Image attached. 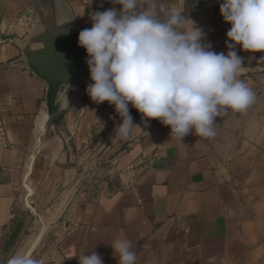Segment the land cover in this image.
Listing matches in <instances>:
<instances>
[{
  "label": "crops",
  "instance_id": "0c3cea01",
  "mask_svg": "<svg viewBox=\"0 0 264 264\" xmlns=\"http://www.w3.org/2000/svg\"><path fill=\"white\" fill-rule=\"evenodd\" d=\"M63 1L81 30L91 28L93 13L121 10L111 0ZM222 2L157 0L179 8L213 51L227 55L231 25ZM34 17L32 0H0V227L26 200L63 194L68 215L56 236L26 250L40 264H78L91 251L103 264H118L111 244L122 238L131 241L136 264H264V72L239 78L255 102L218 117L214 137L191 132L181 142L170 127L137 119L141 129L116 141L106 128L115 106L91 100L90 78L69 90L57 117H48L46 83L6 38L23 40ZM236 51L243 66L264 63V53ZM109 157L103 189L74 198L80 179Z\"/></svg>",
  "mask_w": 264,
  "mask_h": 264
},
{
  "label": "clouds",
  "instance_id": "9594fccd",
  "mask_svg": "<svg viewBox=\"0 0 264 264\" xmlns=\"http://www.w3.org/2000/svg\"><path fill=\"white\" fill-rule=\"evenodd\" d=\"M111 2L121 10L93 13L92 26L80 31L78 45L88 57L92 81L86 88L88 96L97 104L114 105L122 119L116 134L127 137L140 128L133 123L129 105L142 120L170 127L171 138L182 142L191 132L214 137L218 117L229 110L246 112L255 102L254 91L239 79L246 68L236 48L264 53V0L220 4L225 23L231 25L227 55L213 51L204 30L175 5L168 8L157 0ZM258 62H264V56ZM111 247L118 264H136L131 241L116 239ZM78 257V264H103L95 251ZM6 264L40 261L20 250Z\"/></svg>",
  "mask_w": 264,
  "mask_h": 264
},
{
  "label": "water",
  "instance_id": "95a60500",
  "mask_svg": "<svg viewBox=\"0 0 264 264\" xmlns=\"http://www.w3.org/2000/svg\"><path fill=\"white\" fill-rule=\"evenodd\" d=\"M32 5L35 17L29 34L23 40L6 38L18 45L27 68L46 83L47 114L53 119L62 112L69 90L90 78L88 57L86 50L78 45L81 29L75 25L72 12L63 0H32ZM243 67L246 69L239 78L264 72V63Z\"/></svg>",
  "mask_w": 264,
  "mask_h": 264
},
{
  "label": "rangeland",
  "instance_id": "374dc122",
  "mask_svg": "<svg viewBox=\"0 0 264 264\" xmlns=\"http://www.w3.org/2000/svg\"><path fill=\"white\" fill-rule=\"evenodd\" d=\"M130 115L133 117V122L137 119L142 120L141 114L136 110L133 111L132 106L129 105ZM137 113V115L135 114ZM139 114V115H138ZM152 121L155 127H161V123L157 120ZM122 123V119L117 114L114 118H111L106 124L107 131L112 134L116 141L121 137L115 133V129ZM112 157L103 158L95 162L93 168L89 169L84 175L83 179H80L79 186L73 189L76 191L74 198L80 194H89L90 192H97L103 189L105 185V179L102 176V169L106 168L105 165L110 164ZM113 184L108 183L107 187L112 188ZM70 195V194H69ZM63 198L62 195H58L55 198L41 200L35 199L34 201L26 200L22 205L15 209V217L12 219L8 226L0 227V264H6L11 255L17 251H26L29 247L35 246L42 240H52L56 236L57 227H59L68 215V210L62 213V206L69 202L68 198ZM23 221V226L20 231L18 240L7 247L9 238V231L14 221Z\"/></svg>",
  "mask_w": 264,
  "mask_h": 264
},
{
  "label": "trees",
  "instance_id": "16d2710c",
  "mask_svg": "<svg viewBox=\"0 0 264 264\" xmlns=\"http://www.w3.org/2000/svg\"><path fill=\"white\" fill-rule=\"evenodd\" d=\"M22 226H23L22 220L13 222L12 227L10 228V231H9L10 233H9V238H8L9 240L7 242V247H9L10 245H12L18 240Z\"/></svg>",
  "mask_w": 264,
  "mask_h": 264
},
{
  "label": "built area",
  "instance_id": "2783aa9c",
  "mask_svg": "<svg viewBox=\"0 0 264 264\" xmlns=\"http://www.w3.org/2000/svg\"><path fill=\"white\" fill-rule=\"evenodd\" d=\"M161 127H165V128H167L166 126H164V125H161ZM13 217H15V215H13Z\"/></svg>",
  "mask_w": 264,
  "mask_h": 264
}]
</instances>
